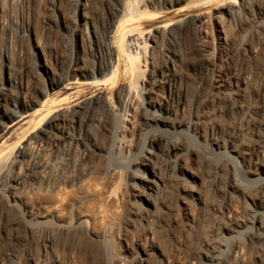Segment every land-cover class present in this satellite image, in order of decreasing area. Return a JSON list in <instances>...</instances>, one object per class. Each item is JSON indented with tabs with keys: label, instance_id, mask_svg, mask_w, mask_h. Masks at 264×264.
I'll return each mask as SVG.
<instances>
[{
	"label": "rangeland",
	"instance_id": "374dc122",
	"mask_svg": "<svg viewBox=\"0 0 264 264\" xmlns=\"http://www.w3.org/2000/svg\"><path fill=\"white\" fill-rule=\"evenodd\" d=\"M73 1L0 0V6L3 7L0 13V49L6 55L4 61L9 65L12 77L22 80L25 88L21 92L26 94L27 100L40 99L41 88L47 84V80L42 79L44 74L39 73V70L36 71L37 60L40 62L45 59L52 66L49 76L55 79L58 75L66 73L71 41L68 30L61 23L64 21L70 23ZM130 1L137 7L143 6V0ZM257 2L264 4V0ZM107 5V0H89L85 9L87 15L92 17L100 38H104L109 30ZM214 10L215 4L212 0H208V3L191 0L188 4L182 1L169 10L144 7V13L137 21L139 30L153 29L165 21L180 19H186V25L193 27L194 34H183L182 30L176 31L177 40L173 42V48L178 55L177 88L182 96H185L183 117L188 118L192 115L198 118L200 134L191 135L181 132L177 135L185 144V154L181 159L184 166L196 171L203 178L200 187L203 199L201 206L197 207L189 195L191 178L188 171H181L177 179L174 177L173 179L168 172L169 168L167 166L165 168L162 158H157L156 164L162 169L167 187L157 196L159 205L155 214L153 212L148 219L139 216L137 210L140 200L127 183L124 165L127 162L126 146L130 144L131 152H137L143 143V135L140 134V130L132 134L127 124L120 148L115 146L111 152L113 136L109 135L103 140V147L107 151L105 156L100 160H97L95 155L89 157L86 167L90 171V191L86 193L81 187L76 186L71 189L66 188L69 191L65 190V195L63 193V197L65 196L63 203L55 208L60 218L72 221L75 220L77 205L82 202L80 208L87 212L89 225L102 235L99 239H95L82 226L62 229L57 233L55 243V253L60 264H91V255L95 251L98 252L100 264H135L136 242L145 245L151 242L158 244L168 259L166 264H198V262L192 263V260L197 261L195 256L201 248L210 251V244L219 247V257L224 264H264V236L262 243L250 244L243 239L245 230L236 227L235 224L237 223L235 221L243 224V221L247 222L251 218L254 209L250 196L264 198V181H242L240 189L244 195L224 193V184L235 174L243 176L246 173L250 177V173L244 172L238 166L234 168L228 161L227 153L210 152L206 137L212 127L217 136L222 132L229 134L236 124L241 123L239 138L247 154L250 155L258 144L264 142V33L243 14L237 15L234 22L224 26L220 19L212 17ZM195 18L200 19V22H193ZM58 22H61L60 25ZM21 23L30 28L31 39L28 40L19 32L18 26ZM220 25L225 28L223 29L226 37L223 43L218 38L217 28ZM241 26L244 27L240 28ZM85 45L86 43L79 41L80 62L88 67L91 59L88 47ZM36 48L37 54H35ZM137 61L141 65V71L136 74L130 70L128 59L122 53L117 79L103 84H91L80 78L77 82L68 84L67 88L59 86L50 90L46 99L50 101L60 99L71 103L104 88L108 98L103 102L101 114L109 116L111 122L115 124L122 114L127 112L130 114L131 106L147 93L155 95L154 91V93L152 91L146 93L143 90L145 86L151 84L155 70L167 66L159 51L153 52L147 58L139 55ZM206 63H212V66L204 74ZM221 66H224L223 69L228 75L244 79L247 83L240 102L231 97L227 87L221 89L222 91L216 90L215 82L219 78L217 74ZM7 73L8 69L5 68L0 75L5 76ZM115 82L116 84L132 83L135 88L128 98L126 108L117 105L114 97L111 96ZM17 100L20 101V98ZM42 111L38 110V113L35 112L8 128L0 136V153L4 151L7 153L8 148L26 133L32 124L31 121ZM134 117L131 118L135 121L139 118ZM89 131L100 144L102 141L100 130L90 125ZM56 152L57 148L54 147L47 151L46 156L52 158ZM260 158L264 160V151ZM107 165H111L112 168L109 172L105 171ZM38 173L32 176L33 191L28 198L35 213L52 207L45 199L48 193L45 188L56 177L50 165L45 168L42 175ZM79 173L80 169H77L75 177ZM109 193L113 195L108 200L106 197ZM186 210L191 212L189 216L186 215ZM226 214L230 216L227 217ZM262 220L264 221V212ZM15 222H19L20 225L22 223L20 211L16 208H5L0 224V263L42 264L44 260H48L44 259L39 234L51 232L52 223L49 220H42L34 224L33 231L27 238L24 237L23 229L19 226L15 240L11 230ZM224 224L231 225L235 230L232 236L227 234ZM149 231L152 232L151 238L148 235ZM237 245L238 249L241 248L242 256L234 258L231 251ZM12 252L14 255L10 256ZM258 257H262L263 260H258Z\"/></svg>",
	"mask_w": 264,
	"mask_h": 264
},
{
	"label": "bare ground",
	"instance_id": "6f19581e",
	"mask_svg": "<svg viewBox=\"0 0 264 264\" xmlns=\"http://www.w3.org/2000/svg\"><path fill=\"white\" fill-rule=\"evenodd\" d=\"M88 1L74 0L70 23L60 22L68 30L71 41L66 73L58 75L55 79L49 76L52 66L45 59L40 62L36 61V71L38 72L39 70V73H43L44 77L42 79L47 80V84L41 88L40 99L27 100L26 94L24 95L21 92L25 88L22 80L12 77L9 72V65L4 61L6 55L0 49V73L3 69H8V73L5 76L0 75V136L16 122L43 109L37 117L35 116L36 118L34 117V120L32 119V124L28 125L29 128L26 133L8 148L9 151L7 150V153L5 151V153L2 152L4 154L0 153V224L5 208L18 209L21 213L22 223L21 225L19 222L13 223L11 229L15 235V240H17L19 226L23 229L24 237L27 238L31 235L34 224L42 220H49L53 228L51 232L46 233V231L39 234V243L44 259H48L44 260L42 264H60L55 253V243L57 233L64 228L72 229L76 226H82L91 237L99 239L102 236L100 235L101 232H96L89 225L87 212L80 208L82 202L77 205L75 220L73 219L72 221L60 218L55 208L56 206L58 207V204H61L62 200L64 201L65 196L63 197V193L66 188L71 189L76 186L81 187L86 193L90 191V171L86 167L89 157L95 155L97 160H100L105 156L107 151L103 147V140L107 139L109 135L113 136L110 147L111 152L115 146L120 148L127 124L132 134L140 130V134L143 135V143L137 152H131L130 144L126 146L125 158H127V162L124 165L127 183L136 192L140 200V206L137 210L139 216L143 219H148L153 212L155 214L159 205L157 196L167 187V180L162 173V169L156 164L155 159L157 160V158H162L165 168L166 166L169 168L170 171L168 172H170L172 178L177 179L181 171L187 170L191 178L188 187L190 197L194 200L197 207H200L203 201L200 191L203 178L196 171L184 166L181 159H183L182 157L185 154V144L177 135L181 132L190 133L191 135L200 134L197 116L183 117L185 107L183 97L185 96H182L177 88L176 62L178 55L173 48V42L177 40L176 31L182 30L183 34H194L193 27L186 25V19L168 20L149 30H139L137 27V21L144 13V7H159L169 10L182 1L188 4L191 0H161L159 3L157 2L158 0H143V2L140 1L143 5L141 6L142 8L139 4L137 5L140 8L133 5L130 0H107L109 30L104 38L99 37L92 17L87 15L85 11ZM212 1L215 4V12L212 17L220 19L224 26L234 22L236 17H238L237 15L243 14L255 24V27H258L264 33V4H259L257 0ZM196 2L208 3V0H196ZM2 8L0 6V13ZM193 22H200V19L195 18ZM224 26L220 25L217 28L218 38L222 43L226 37ZM242 27L244 26L240 28ZM18 29L28 40L31 39L32 32L29 30L30 28L28 29L21 23ZM79 41L83 44L86 43L85 46L88 47L91 59L88 67L80 62L81 48L79 47ZM155 51L161 53L167 64L164 69L155 70L152 74L150 85H144L145 90L143 91L146 93L154 91L155 95L152 96V93H147L145 97L131 106L129 109L130 114L128 112L122 114L115 124L111 122L109 116L101 114L103 102L108 98L104 88H100L88 97L77 99L71 103L60 99L51 101L46 99L50 90L56 87L59 88V86L67 88L68 84L77 82L80 78L91 84H103L109 80L117 79L122 53L128 59L130 70L137 74L141 71V65L137 61L139 55L147 58ZM35 54H37V48ZM206 64L204 74L212 66V63ZM223 67L220 70L218 69L219 74L217 75L219 78L215 82L216 90L227 87L229 91L227 92L232 95L230 96L240 102L242 92L245 91L247 83L244 79L235 78L231 74L228 75ZM134 90L132 83H119L113 88L111 96L114 97L117 105L126 108L128 98ZM17 98H20V101ZM240 105L239 108H241ZM134 116L139 117L138 120L136 119L137 121H135ZM131 117L134 118L132 119ZM90 125L100 130L102 139L100 144L90 134ZM241 127V123H238L229 134L222 132L217 136L212 127L206 135L210 152L227 153L228 161L232 163L234 168L238 166L244 172L250 173V177L246 173L243 176L235 174L231 180L224 184V193L244 195L240 189L242 181H264V160L261 159L262 157L260 158L264 151V142L258 144L250 155L247 154L248 152L243 148L242 140L239 138V129ZM54 147L57 148L55 155L52 158L47 157V151ZM48 165L55 171L54 175H56L55 179L48 183L45 188L48 192H46L47 196L45 199L48 200L52 207L50 209L46 207L47 210L35 213L28 199L33 191L31 179L37 172L42 175ZM77 169H80V173L75 177ZM111 170V165H107L105 171L109 172ZM70 179L71 181H68ZM93 189L95 192V187ZM110 195L111 193L106 197L108 200L113 194ZM250 202L254 209L252 210L251 218L247 222L243 221V224H239V221H235L237 222L235 224L236 227L245 230V238H243L245 241L250 242V244L255 242L262 243L264 236V221L262 220L264 198L250 196ZM189 212L186 210L187 216L191 214ZM226 216L229 217L230 215L226 214ZM224 226L227 234L232 236L235 230L229 224H224ZM148 235L151 238L152 232L149 231ZM210 248V251L206 250V248H201L195 256L197 261L193 259L192 263L224 264L222 258L219 257V247L215 246V244H210ZM240 249H238L237 245L231 251L234 258L241 255ZM12 255H14L13 252L10 256ZM91 256V264H100L97 251ZM134 259L135 264H166L168 262L161 247L154 242L149 245L136 242ZM258 260L261 261L263 258L258 257Z\"/></svg>",
	"mask_w": 264,
	"mask_h": 264
}]
</instances>
